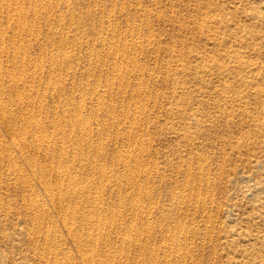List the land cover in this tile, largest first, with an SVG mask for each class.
<instances>
[{
	"label": "rangeland",
	"instance_id": "374dc122",
	"mask_svg": "<svg viewBox=\"0 0 264 264\" xmlns=\"http://www.w3.org/2000/svg\"><path fill=\"white\" fill-rule=\"evenodd\" d=\"M0 5V102L12 113L24 102V113H35L24 137L0 122V246L17 263L36 264L20 240L40 224L59 231L75 255L74 237L87 238L82 252L95 249L99 264H264V0Z\"/></svg>",
	"mask_w": 264,
	"mask_h": 264
},
{
	"label": "bare ground",
	"instance_id": "6f19581e",
	"mask_svg": "<svg viewBox=\"0 0 264 264\" xmlns=\"http://www.w3.org/2000/svg\"><path fill=\"white\" fill-rule=\"evenodd\" d=\"M17 2V1H16ZM8 6V5H7ZM0 7H1V5H0ZM2 9V8H1ZM15 10V9H14ZM19 12V11H18ZM7 13H8V11H7ZM25 13V12H24ZM1 14V13H0ZM13 14V13H12ZM8 15V14H7ZM24 15V14H23ZM18 16V15H17ZM12 17H14V16H11V18ZM22 17V16H21ZM38 17V16H37ZM7 18H8V16H7ZM14 19V18H13ZM18 19H19V17H18ZM32 21V20H31ZM1 22V21H0ZM28 22V21H27ZM17 23V22H16ZM22 23V22H21ZM6 25V24H5ZM21 25V24H20ZM30 26V25H29ZM7 27H8V25H7ZM17 27V26H16ZM19 27V26H18ZM21 28V27H20ZM20 28H18L19 30H20ZM12 29H14V28H12ZM16 29V28H15ZM23 30V29H22ZM17 31V30H16ZM13 32V31H12ZM22 32V31H21ZM14 33H15V30H14ZM19 33H20V31H19ZM32 33L29 31V36L31 37V36H33V34L31 35ZM7 35V34H6ZM1 37H2V35H0ZM35 36V35H34ZM38 36V35H37ZM20 38V37H19ZM14 39V38H13ZM35 39V38H34ZM2 40V39H1ZM9 40V39H8ZM18 41V40H17ZM25 41V40H24ZM101 41H103V40H101ZM15 42V41H14ZM44 42V41H43ZM2 43V42H1ZM20 43V42H19ZM19 43L18 44H16V45H18V49H19ZM26 43V42H25ZM24 43V44H25ZM22 45V44H21ZM30 45V44H29ZM2 47V46H1ZM7 48V47H6ZM45 48V47H44ZM118 48V47H117ZM123 48V47H122ZM5 49V48H4ZM3 49V50H4ZM22 49V48H21ZM1 50V49H0ZM116 50V49H115ZM121 50V49H120ZM123 50V49H122ZM24 51V50H23ZM23 51H22V53H23ZM41 51V50H40ZM3 52V51H2ZM1 52V53H2ZM28 52V51H27ZM43 52H44V50H43ZM62 52V51H61ZM64 52V51H63ZM13 53V52H12ZM52 53V52H51ZM61 54H63V53H61ZM60 54V55H61ZM116 54H117V51H116ZM115 54V55H116ZM125 54V53H124ZM11 56V55H10ZM13 56V55H12ZM18 56V55H17ZM23 56V55H22ZM65 56V55H64ZM106 56V55H105ZM26 57V56H25ZM30 57V56H29ZM27 58H28V55H27ZM103 55H102V58H101V56H100V59H101V61L103 60ZM62 59V58H61ZM119 59V58H118ZM34 60V59H33ZM51 60H52V58H51ZM55 60V59H54ZM69 60V59H68ZM6 61H7V59H6ZM36 61V60H35ZM50 61V60H49ZM70 61V60H69ZM99 61V60H98ZM12 62H13V60H12ZM26 62H27V60H26ZM25 62V63H26ZM51 62H53V61H51ZM66 62V61H65ZM20 63H21V61H20ZM23 63H24V59H23ZM28 63V62H27ZM29 64V63H28ZM37 64V63H36ZM13 66V65H12ZM23 66V65H22ZM58 66V65H57ZM7 67V66H6ZM40 66H38V68H39ZM34 68V67H33ZM41 68V67H40ZM65 68V67H64ZM68 68V67H67ZM52 69V68H51ZM69 69V68H68ZM67 69V70H68ZM20 69H18L17 71H19ZM22 70V69H21ZM20 70V71H21ZM41 70V69H40ZM17 71H16V75H20L19 73H20V71H19V73L17 74ZM23 71V70H22ZM24 72H25V70H24ZM100 72V71H99ZM106 72V71H105ZM31 73H32V71H31ZM35 73H36V70H35ZM3 74V72H2V70L0 69V79H1V77L3 76L2 75ZM33 74V73H32ZM32 74H31V76H32ZM24 76V75H23ZM59 76H61V75H59ZM63 76H65V75H63ZM11 77V76H10ZM38 77V76H37ZM55 78V77H54ZM18 79V78H17ZM39 79H40V77H39ZM11 80H13V81H15L16 82V84H19V81H17L16 79H15V77L13 78V79H11ZM19 80H20V78H19ZM22 80V79H21ZM60 80V79H59ZM2 81V79L0 80V82ZM30 81V80H29ZM28 81V82H29ZM65 81V80H64ZM63 81V82H64ZM36 82V81H35ZM61 82V81H60ZM2 83H4V82H2ZM32 83V82H31ZM45 84V83H44ZM21 85V84H20ZM47 85V84H46ZM54 85V84H53ZM59 85H61L60 83H59ZM58 85V86H59ZM29 86V85H28ZM38 86H39V84H38ZM25 87V86H24ZM47 87V86H46ZM2 88H3V84H2ZM17 88V87H16ZM22 89H23V87H22ZM26 89H28V88H26ZM54 89V88H53ZM53 89H51V90H53ZM60 89H61V91H62V87L60 86ZM90 89V88H89ZM94 89V88H93ZM122 89V88H121ZM2 90H4V89H0V93H1V91ZM44 90V89H43ZM123 90V89H122ZM58 91H60V90H58ZM92 91V90H91ZM4 92V91H3ZM2 92V93H3ZM8 92H9V90H8ZM29 92V91H28ZM122 92V91H121ZM8 94V93H7ZM10 94V93H9ZM46 94V93H45ZM59 94V93H58ZM121 94V93H120ZM11 95V94H10ZM27 96V95H26ZM35 96H36V94H35ZM18 97H19V95H18ZM30 97V96H29ZM29 97L27 96V98H25L26 100L27 99H29ZM58 97V96H57ZM0 98H1V95H0ZM20 98H21V94H20ZM2 99V98H1ZM30 99H32V97L30 98ZM33 100V99H32ZM1 101V100H0ZM39 101V100H38ZM40 101H41V99H40ZM2 102H3V100H2ZM2 102H0V122H1V124L4 126V127H6V128H8V129H11L12 131V133L14 134V131H16V130H18V131H21L22 132V137H24V136H26V135H24V134H27L28 133V126H25V125H27L28 123H30L31 121H29V119L30 118H33L34 119V117H35V113L30 109V112L28 111V112H26V113H24V111H23V109L25 108V107H27V103L25 104L24 102L23 103H21V105L19 106V107H21V111L20 112H18V113H12V111L11 110H9L8 111V109L6 108V107H4V105H1V104H4V103H2ZM32 102V101H31ZM30 103V102H29ZM31 105V104H30ZM33 105V104H32ZM30 107V106H29ZM62 107V106H61ZM27 109V108H26ZM64 109V108H63ZM40 110H41V108H40ZM32 111V112H31ZM64 111V110H63ZM79 111V110H78ZM78 111H77V113H78ZM75 113V112H74ZM73 113V114H74ZM46 114H47V112H46ZM70 114V113H69ZM54 115H56V113H54ZM58 115V114H57ZM75 115V114H74ZM65 116H67V115H65ZM73 116V115H72ZM58 117V116H57ZM39 118V117H38ZM68 118H69V116H68ZM70 118H71V116H70ZM33 119H30V120H33ZM36 119V118H35ZM51 120V119H50ZM73 120V119H72ZM75 120V119H74ZM84 120V119H83ZM61 121V120H60ZM63 121H66V120H63ZM40 122V121H39ZM45 122V121H44ZM35 123H37L38 125L36 126L35 125V127H38L37 129H35L34 128V130H35V132L36 131H38L37 133H39L40 131L43 133V127L42 126H40V123H38V121L37 122H35ZM34 123V124H35ZM52 123V122H51ZM57 123V122H56ZM61 124H62V122H60ZM59 123V124H60ZM65 123V122H64ZM58 124V123H57ZM60 124V125H61ZM53 125H56L55 123L53 124ZM83 125V124H82ZM84 126V125H83ZM83 126H81L80 125V128L82 127L83 128ZM51 127V126H50ZM55 127V129H56V126H54ZM57 127H58V125H57ZM63 127V125H61V128ZM53 128V127H52ZM59 129V128H58ZM64 129H65V126H64ZM87 129V128H86ZM32 130V129H31ZM63 130V129H62ZM82 130V129H81ZM71 131V130H70ZM75 131V130H74ZM91 131V129H89L88 130V133ZM34 132V131H33ZM56 132H57V130H56ZM60 132V131H59ZM62 132V131H61ZM69 132V131H68ZM31 133V132H30ZM63 133H64V130H63ZM63 133H61V134H63ZM86 133V132H85ZM24 135V136H23ZM47 135V134H46ZM64 135V134H63ZM16 136V135H15ZM31 136V135H30ZM38 136H40V135H37V137ZM42 136V135H41ZM12 137H13V135H12ZM31 137H33V134H32V136ZM63 137V136H62ZM34 138V140H35V137H33ZM48 138V137H47ZM47 138H45V139H47ZM50 138V137H49ZM99 138V137H98ZM103 138V137H102ZM55 139V138H54ZM62 139V138H61ZM11 140H12V143H13V145H15V146H19V148L20 147H22L23 146V148L21 149V150H23L25 147V142H21V141H19L16 137H14V138H11ZM10 140V141H11ZM86 140V139H85ZM47 141V140H46ZM88 141H91L90 139L88 140ZM88 141H87V145H88ZM28 142V141H27ZM100 142V141H99ZM103 142V141H102ZM105 142V141H104ZM30 143H31V141H30ZM48 143V142H47ZM91 143V142H90ZM62 144H63V142H62ZM101 144V143H100ZM99 144V145H100ZM103 144V143H102ZM32 145V144H31ZM35 145H37V143L35 144ZM52 145V144H51ZM82 145V144H81ZM92 145V144H91ZM7 146H9V145H7ZM27 146V145H26ZM33 146V145H32ZM40 146V145H39ZM39 146H38V151H39ZM67 146V145H66ZM48 147V146H47ZM64 147V146H63ZM63 147H62V145H61V151H62V149H63ZM72 147H74V146H72ZM9 149V148H8ZM34 149V148H33ZM52 149H53V147H52ZM51 149V150H52ZM12 150V149H11ZM28 150V149H27ZM59 150V149H58ZM57 150V151H58ZM64 150H65V148H64ZM67 150V149H66ZM71 150H72V148H71ZM84 150V149H83ZM100 150V149H99ZM98 150V151H99ZM24 151V150H23ZM45 151V150H44ZM50 151V150H49ZM86 151V150H85ZM20 152H22V151H20ZM101 152V151H100ZM25 153V152H24ZM58 153H64L63 151L62 152H60V150H59V152ZM73 153V152H72ZM38 154V153H37ZM45 154V152L43 153V155ZM66 154H67V151H66ZM83 154V153H82ZM14 155V154H13ZM64 155L65 154H63V156H62V159L64 158ZM7 156H8V154H7ZM48 156V155H47ZM51 156H52V153H51ZM59 156V155H58ZM57 156V157H58ZM69 156H70V154H69ZM72 156V155H71ZM94 156H95V154H94ZM56 156H55V160H57L56 158H57ZM48 158V157H47ZM7 159V158H6ZM34 159H35V157H33V161H34ZM58 159H59V157H58ZM68 159V158H67ZM18 160V159H17ZM48 160H50V159H48ZM54 160V159H53ZM94 159H92V161H93ZM32 161V160H31ZM32 161V162H33ZM66 161V160H65ZM15 162H16V160H15ZM22 162V161H21ZM31 162V163H32ZM68 161H66V163H67ZM70 162V161H69ZM68 162V163H69ZM56 163H58V160L56 161ZM64 161H63V164H62V166H60V168L62 169V171H63V168L62 167H64L63 165L64 164H66ZM91 163V162H90ZM1 164V163H0ZM25 164V163H24ZM48 164H49V162H48ZM59 164H60V162H59ZM58 164V165H59ZM75 164V163H74ZM98 163H96V165H97ZM32 165H34V164H32ZM43 165H45L44 163H43ZM69 165V164H68ZM67 165V166H68ZM6 166V165H5ZM17 166V165H16ZM50 166V165H49ZM49 166L47 167V169L45 170L47 173H48V171L50 170L49 169ZM82 166V165H81ZM80 166V167H81ZM89 166V165H88ZM93 166V165H92ZM39 167H40V165H39ZM43 167H45V166H43ZM51 167H52V164H51ZM55 168H56V170L58 171V168H57V166H54ZM59 167V166H58ZM90 168H91V166H89ZM96 167V166H95ZM19 168V167H18ZM21 168V167H20ZM23 168V167H22ZM30 169L31 168H33V167H29ZM59 168V169H60ZM65 168H66V166H65ZM73 168H75V167H73ZM85 168V167H84ZM101 168V167H100ZM24 169V168H23ZM52 169V168H51ZM34 170V169H33ZM33 170H31L32 171V173H33ZM39 170V174L42 176V175H44L45 173H43V171L41 170V169H38ZM38 170H36L37 171V173H38ZM48 170V171H47ZM55 169H54V171H53V178H54V176H56L57 177V175L55 174L54 175V172H57ZM67 170H68V168H67ZM80 170H81V168H80ZM103 171H104V168L102 169ZM102 170L100 171V173L102 172ZM61 170H59L58 172L59 173H62V172H60ZM96 171V170H95ZM21 172V171H20ZM22 172H23V170H22ZM105 172V171H104ZM36 173V174H37ZM46 173V174H47ZM50 173H51V171H50ZM50 173H48V174H50ZM67 173H68V171H67ZM70 173H73V172H70ZM70 173H68V174H70ZM23 174H24V172H23ZM34 174V173H33ZM35 174V175H36ZM52 174V173H51ZM62 174H64V171H63V173ZM26 175V174H25ZM100 175V174H99ZM107 175V174H106ZM24 176V175H23ZM29 175H27V177H28ZM63 176V175H62ZM62 176H59V174H58V185H59V180H60V178L62 177ZM101 176L102 175H100V178H101ZM26 177V176H25ZM30 177V176H29ZM55 177V178H56ZM64 177H65V175H64ZM69 177V176H68ZM71 177V176H70ZM104 177H106V176H104ZM108 177H109V175H108ZM110 177H111V175H110ZM31 178V177H30ZM35 178H37L36 176H35ZM41 178V177H40ZM44 178H45V176H43V179H42V181L44 180ZM47 178H49V175H48V177ZM55 178H54V181H55ZM72 178H73V175H72ZM71 178V179H72ZM75 178V177H74ZM99 178V177H98ZM32 180H33V178H32ZM35 180V179H34ZM49 180H50V178H49ZM64 180H65V178H64ZM72 180H74V179H72ZM90 180V179H89ZM100 180V179H99ZM103 180H105V179H103ZM23 181L25 182V179H23ZM29 181V180H28ZM38 181H39V176H38ZM47 181V180H46ZM107 181V180H106ZM128 182H129V180H127ZM17 182V181H16ZM30 182V185H32V182H31V180L29 181ZM41 182V181H40ZM43 182H45V181H43ZM48 182V181H47ZM62 182V181H61ZM69 182V181H68ZM80 182V181H79ZM105 181H103V183H104ZM28 183V182H27ZM50 183H51V181H50ZM70 183H72V182H69V185H70ZM101 183H102V181H101ZM101 183H100V181H99V183H98V185H101ZM103 183H102V186H103ZM45 184V183H44ZM49 184V182L47 183V186H49L48 185ZM64 184V183H63ZM72 184H74V183H72ZM71 184V185H72ZM91 184V183H90ZM90 184H88V191H89V185ZM121 184V183H120ZM126 184H128V183H126ZM54 185V184H53ZM57 185V186H58ZM65 185H67L66 184V180H65V184H64V186ZM70 185V186H71ZM122 185V184H121ZM130 185H131V182H130ZM130 185H129V187H130ZM23 186V185H22ZM56 186V188H61L62 186L61 185H59L60 187H57ZM79 185L77 184V187H78ZM119 186V185H118ZM24 187V186H23ZM44 187H45V185H44ZM67 187V186H66ZM73 187H75L74 189H75V191H77L76 190V186H75V184L73 185ZM73 187H72V189H73ZM80 187V186H79ZM87 187V186H86ZM94 187H95V185H94ZM97 187V186H96ZM128 187V186H127ZM126 187V188H127ZM191 187V186H190ZM29 188V187H28ZM31 188V187H30ZM33 188V187H32ZM43 188V187H42ZM47 188V187H46ZM54 188H55V185H54ZM56 188H55V190H56ZM82 188H83V186H82ZM98 188V187H97ZM125 188V187H124ZM45 189V188H44ZM44 189H43V192H44ZM64 189H66V188H64ZM63 189V190H64ZM84 189V188H83ZM96 189V188H95ZM99 189H101V188H99ZM51 190H52V188H51ZM54 190V189H53ZM59 191H60V189H59ZM75 191L73 192V195H74V193H75ZM84 191V190H83ZM100 191V190H99ZM102 191V190H101ZM33 192H34V189H33ZM64 192H66L65 190H64ZM82 192V191H81ZM86 192V191H85ZM94 192V191H93ZM93 192L91 193V194H93ZM95 192H96V190H95ZM27 193V192H26ZM49 193H50V191H49ZM98 192H96V193H94V194H97ZM23 194V193H22ZM21 194V195H22ZM46 194V193H45ZM57 194H59V193H57ZM66 194V193H65ZM77 195H79V196H76L77 198L79 197L80 198V200H83L81 197H80V194L81 193H79V189H78V193H76ZM34 195V194H33ZM36 195H38L37 193H36V190H35V197H36ZM50 195V194H49ZM52 195H53V192H52ZM99 195H101V193L99 194ZM99 195H98V197L96 196V195H94V196H96L97 197V199H99V202H100V198H99ZM29 196V195H28ZM47 196H48V194H47ZM58 196V195H57ZM59 196H60V194H59ZM62 196H64V195H62ZM69 196V198L66 200V201H69L70 200V195H68ZM85 196H88V195H85ZM102 196V195H101ZM35 197H33L32 196V198L34 199ZM49 197V196H48ZM96 197H92V199H96ZM29 198V197H28ZM50 198V197H49ZM60 198V197H59ZM74 198H75V196L73 197V200H74ZM89 198V197H88ZM91 198V197H90ZM51 199H52V197H51ZM56 199V198H55ZM64 199V198H63ZM84 199H86V198H84ZM30 200V199H29ZM35 200V199H34ZM38 200H40V199H38ZM49 200V199H48ZM47 200V201H48ZM57 200H58V198H57ZM56 200V201H57ZM72 200V202L74 203V201ZM80 200H78V201H80ZM43 201V200H42ZM52 201H53V199H52ZM52 201H50L51 202V204L53 203ZM97 201V200H96ZM134 201V200H133ZM41 202V201H40ZM58 202V201H57ZM56 202V203H57ZM62 202H63V200H62ZM62 202H61V204H62ZM64 202H65V199H64ZM70 202V201H69ZM75 202H76V200H75ZM83 202V201H82ZM81 202V203H82ZM89 202H90V200H89ZM31 203V202H30ZM59 203V202H58ZM72 203V204H73ZM92 203V202H91ZM33 204H34V202H33ZM50 204V206H52V205H54L55 204V200H54V204H52L51 205ZM64 204V203H63ZM70 204V203H69ZM78 204V203H77ZM83 204V203H82ZM99 204V203H98ZM134 204H135V202H134ZM36 205V204H35ZM42 205H43V203H42ZM42 205H41V209H43L44 210V208L42 207ZM65 205L67 206V208L69 207L66 203H65ZM75 205H76V203H74V206L73 207H75ZM131 205V204H130ZM130 205H127V206H129L130 207ZM39 206H40V204H39ZM46 206V205H45ZM55 206H58L59 207V205L57 204V205H54V210H55V208H58V207H55ZM61 206H63V205H60V208H64V206L63 207H61ZM65 206V207H66ZM83 205H81L80 206V208L82 207ZM87 206H89V205H87ZM91 206H92V204H91ZM78 207V206H77ZM76 207V208H77ZM84 207V206H83ZM94 207V206H93ZM5 208V207H4ZM27 208H28V206H27ZM40 208H39V210L38 211H42V210H40ZM46 208V207H45ZM67 208H65L64 209V211L67 209ZM72 208V207H71ZM85 208V207H84ZM51 208H49L48 210H50ZM69 209L70 208H68L67 210L69 211ZM58 210V209H57ZM56 210V211H57ZM88 210H89V208H88ZM93 210V209H92ZM98 208H97V212H98ZM8 211H9V208H8ZM60 211V210H59ZM61 211H62V209H61ZM64 211H63V216H66L65 215V213H66V211H65V213H64ZM72 212H73V208H72V210H71ZM82 211V210H81ZM86 211H87V208H86ZM50 212V211H49ZM70 212V211H69ZM25 213V212H24ZM31 213V212H30ZM42 214H43V211L41 212ZM46 213H47V210H46ZM87 213V212H86ZM122 213V212H121ZM39 214V213H38ZM47 214H49V213H47ZM71 214V213H70ZM68 215V216H71V215ZM82 214V213H81ZM91 214V213H90ZM118 214H120V212L118 213ZM123 214V213H122ZM24 215V214H23ZM44 215V214H43ZM58 215H60V214H58ZM74 215V214H73ZM72 215V216H73ZM102 215H104L105 216V214H102ZM113 215V214H112ZM45 216V215H44ZM104 216H102V218L104 217ZM120 216V215H119ZM118 216V218H121V217H119ZM33 217H34V215H33ZM35 217H37V215L35 216ZM40 217V216H39ZM41 217H42V215H41ZM50 217H51V215H50ZM82 217V216H81ZM92 217V216H91ZM112 217V216H111ZM110 217V218H111ZM48 218H49V216H48ZM68 217H66V218H64V219H67ZM76 218H77V216H76ZM86 218H88L87 216H86ZM86 218H84V219H86ZM99 219V217H96V219ZM45 219V218H44ZM50 219V218H49ZM63 219V218H62ZM63 219V220H64ZM69 219V218H68ZM73 219V218H72ZM83 219V220H84ZM95 219V218H94ZM106 218H104V220H105ZM123 219V218H122ZM34 220V219H33ZM38 220L40 221V219L38 218ZM37 220V221H38ZM47 220V219H46ZM70 220H71V217H70ZM70 220H68V222H67V220H66V222H67V224L69 223V221ZM91 220V219H90ZM116 220V219H115ZM124 220V219H123ZM61 221V220H60ZM92 222H93V220H91ZM98 221V220H97ZM107 221V220H106ZM119 221H120V219H119ZM132 221V220H131ZM46 223H47V221H45ZM48 222H49V220H48ZM79 222L80 221H78V224H79ZM85 222H86V220H85ZM84 222V223H85ZM90 222V221H89ZM103 222V221H102ZM105 222V221H104ZM112 222V221H111ZM38 224H39V222H37ZM71 223H73V222H71ZM119 223H121V222H119ZM37 224V225H38ZM55 224V223H54ZM57 224V223H56ZM61 224H63L64 225V223H61ZM67 224H66V227H67ZM82 223H80V225H81ZM87 224V223H86ZM89 224V223H88ZM123 224V223H122ZM36 225V226H37ZM40 225V224H39ZM39 225L37 226V227H35V226H33L31 229H27L28 230V232H27V230H25L26 231V238L25 239H23V240H20V241H22V242H25L27 245H30L31 246V248H32V252H33V257L31 258V260L34 262V263H36V264H82V263H84V264H94V262H98V261H95L94 260V253H96L95 252V249H94V252H93V254H90V253H85V252H82V245H81V243H86V236L88 235L89 236V234L91 233H89L88 234V232L89 231H85V232H87V235L85 234V232H84V234H85V242H84V240H83V238H82V235H81V237L79 238V236H78V238H75L74 237V243L76 244V246H77V251H78V254L77 255H75L74 253H72L73 251H69V247H68V244H69V246H70V243H68L67 241H63V240H61L60 238H58V236H57V234H59V231H58V233H56V231H55V226L54 227H51V228H53L54 230H51V229H45L46 231H42V227H39ZM45 225V224H44ZM59 225V224H58ZM92 224H90V227H92L91 226ZM112 225H113V223H112ZM119 225V224H118ZM46 226V225H45ZM53 226V225H52ZM60 227H59V229L61 228V225H59ZM65 226V225H64ZM71 226V229H72V224L70 225ZM75 226H77V225H75ZM84 226H85V224H84ZM115 226V225H114ZM120 226H123V225H120ZM82 227V226H81ZM103 227V226H102ZM102 227H100V224H99V227H98V229L100 228V231H98L97 230V232L99 233V232H101L102 233V231H101V228ZM43 228H44V226H43ZM47 228H48V226H47ZM49 228H50V224H49ZM63 228V227H62ZM75 228H78V227H75ZM80 228V227H79ZM84 228V227H83ZM57 229V228H56ZM68 229V228H67ZM85 229H86V227H85ZM97 229V228H96ZM106 229H107V227H106ZM130 229V228H129ZM61 230V229H60ZM81 230H82V228H81ZM110 230H112V229H110ZM115 230V229H114ZM119 230H120V228H119ZM1 231V230H0ZM67 231V230H66ZM74 230L72 229V232H73ZM79 231V230H78ZM77 230H76V232H78ZM90 231H91V228H90ZM95 231V230H94ZM104 231H106L105 229H104ZM69 232H70V230H69ZM96 232V231H95ZM107 232V231H106ZM128 232L130 233V230H128ZM127 232V233H128ZM134 232H136V230H134ZM22 233H23V231H22ZM81 233H82V231H81ZM93 233V232H92ZM91 233V235H95V234H92ZM109 233V235H110V232H108ZM2 234V233H1ZM60 234H61V232H60ZM73 234V233H72ZM72 234H70V235H72ZM75 234H78V233H75ZM100 234V233H99ZM137 234L139 235V231L137 232ZM69 234H68V236H70ZM74 235V234H73ZM104 235H105V232H104ZM108 235V236H109ZM3 236H4V233H3ZM61 236V235H60ZM77 236V235H76ZM87 236V237H88ZM100 237H101V234L99 235ZM126 236H128L127 234H126ZM91 237V236H90ZM99 237V238H100ZM110 237V236H109ZM129 237V236H128ZM134 237V236H133ZM70 238V240H71V238H72V236L71 237H69ZM92 238V237H91ZM95 238H96V236H95ZM94 237H93V239H95ZM137 238V237H136ZM139 238H141V237H139ZM139 238H138V242H139ZM90 239V238H89ZM103 238H100V240H102ZM0 240H1V237H0ZM19 240V239H18ZM108 240V242H109V239H107ZM129 240V239H128ZM128 240L126 241L127 243H128ZM133 240H135V237L133 238ZM19 241V242H20ZM73 240H71L70 242H72ZM103 241V240H102ZM136 241H137V239H136ZM135 241V242H136ZM88 242V241H87ZM105 242V241H104ZM78 243H80V244H78ZM103 243V242H102ZM134 243H132V245H133ZM138 245H141V243L139 242V243H137ZM85 245V244H84ZM86 245H88V244H86ZM89 246H91L90 245V243H89ZM131 246V245H130ZM138 247H140V246H138ZM137 247V248H138ZM145 247V246H144ZM74 248V249H75ZM20 249V248H19ZM146 249V248H145ZM151 249H152V247H151ZM150 249V250H151ZM18 250V249H17ZM21 250V249H20ZM31 250V249H30ZM89 250V249H88ZM127 250V249H126ZM131 250V249H130ZM143 250H144V248H143ZM19 251V250H18ZM22 251V250H21ZM92 251V250H91ZM99 251H100V249H99ZM119 251V250H118ZM121 251V250H120ZM152 251V250H151ZM12 251H5V249H3L1 246H0V264H21V263H17L16 262V259L14 258L15 257V253L16 252H13V253H11ZM75 252H76V250H75ZM90 252V251H89ZM101 252V251H100ZM102 252H104V251H102ZM116 252H117V250H116ZM129 252H131V251H129ZM23 253V252H22ZM105 253H107V251H105ZM127 253V252H126ZM32 254V253H31ZM104 254V253H103ZM117 254H118V252H117ZM133 254V253H132ZM120 255H121V252H120ZM120 255H118V256H120ZM98 256H100V255H98ZM130 256V255H129ZM102 257V256H101ZM110 257H112V255L110 256ZM108 258L109 260L110 259H112V258ZM124 257L126 258V256H125V254H124ZM127 257H128V255H127ZM152 258V257H151ZM154 258H156V256L154 257ZM120 259V258H119ZM121 260V259H120ZM31 261V262H32ZM110 261H112V260H110ZM109 261V262H110ZM117 261H118V259H117ZM23 263H24V261H23ZM100 263H103V262H100ZM31 264V263H30ZM96 264V263H95ZM97 264H99V262L97 263ZM109 264H111V263H109ZM118 264V263H117Z\"/></svg>",
	"mask_w": 264,
	"mask_h": 264
}]
</instances>
